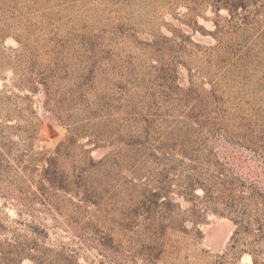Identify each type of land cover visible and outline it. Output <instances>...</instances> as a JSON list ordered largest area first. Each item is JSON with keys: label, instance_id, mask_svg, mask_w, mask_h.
Instances as JSON below:
<instances>
[{"label": "rangeland", "instance_id": "rangeland-1", "mask_svg": "<svg viewBox=\"0 0 264 264\" xmlns=\"http://www.w3.org/2000/svg\"><path fill=\"white\" fill-rule=\"evenodd\" d=\"M0 264H264V0H0Z\"/></svg>", "mask_w": 264, "mask_h": 264}]
</instances>
